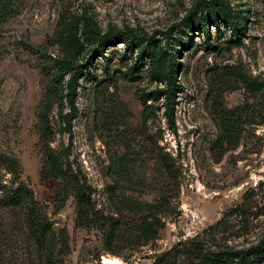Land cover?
Segmentation results:
<instances>
[{
  "label": "rangeland",
  "instance_id": "1",
  "mask_svg": "<svg viewBox=\"0 0 264 264\" xmlns=\"http://www.w3.org/2000/svg\"><path fill=\"white\" fill-rule=\"evenodd\" d=\"M127 28L149 37L97 43ZM63 58L75 69L59 73ZM0 182V264H44L26 201L6 204L17 186L66 237L55 264H264V0H12L0 10Z\"/></svg>",
  "mask_w": 264,
  "mask_h": 264
},
{
  "label": "trees",
  "instance_id": "2",
  "mask_svg": "<svg viewBox=\"0 0 264 264\" xmlns=\"http://www.w3.org/2000/svg\"><path fill=\"white\" fill-rule=\"evenodd\" d=\"M226 3V0H222ZM12 0H0V10H3L5 13L6 10L10 7ZM235 15H233L234 17ZM236 18V17H235ZM236 24H239V21L237 19L234 20ZM214 24L218 25V21L214 19ZM234 24V23H233ZM201 32L204 33V36L206 38H209V27L207 24H202ZM233 29V27H231ZM96 40L98 44H102L104 41H110V42H117L120 38H122V35H126V38L128 39V43L132 40H143L148 38L149 36L146 35L144 32H139L136 29L133 28H127V29H121V30H115V31H108L106 33H100L99 31H96ZM169 35V34H168ZM98 45L97 47H99ZM146 49H148V46H145ZM98 49V48H97ZM55 65L57 66V69L59 73L63 74L65 72L71 71L75 69V64L70 58H63L58 59L55 62ZM67 92L66 97L69 105L68 112L64 115L65 125L67 130L69 131L71 128V123L73 118L76 115L77 107H76V79L75 75L72 74L71 79L68 81L67 86ZM146 97L143 98V102H146ZM49 105V89H46L42 99L39 103V111H38V119L40 123V142L41 144L46 145V147H49V143L51 141L50 137V128L48 127V119H47V106ZM167 122L169 126L172 129H175V115L172 109V106L168 107L167 110ZM161 159V163L166 170L167 174L170 176V178L174 179L176 178L175 170L173 168L172 160L164 156ZM46 162H48L49 166H51V169L54 171L60 170V165L58 163L57 157L53 153L51 149L46 150ZM76 181V180H75ZM74 181V183H75ZM3 186L0 182V187ZM74 196L76 198V201L79 205L80 213L84 216L88 217V207L87 202L88 198L86 196V193L82 189L81 184H78L76 181L74 185ZM6 204L10 205H18L22 203L23 201H26L27 208L25 213V220H26V227L28 230V233L30 234L31 238L34 241V244L36 246V250L39 253V255L42 257L44 264H55L54 255L55 254H63L68 252V243L66 240V237L64 236L62 238V231L61 230H55L51 223L42 215L40 209L38 208V203L34 199L32 195V191L29 188H26L25 186H17L14 188L11 193L6 195ZM142 232L145 236L154 235L156 231L152 229V226L150 225V222L144 227H142ZM56 244H59L58 248H56ZM264 245V238L260 240V242L256 245L257 248ZM186 253L192 257V258H200L205 259L207 258L206 253H204L203 249L198 247H187Z\"/></svg>",
  "mask_w": 264,
  "mask_h": 264
},
{
  "label": "bare ground",
  "instance_id": "3",
  "mask_svg": "<svg viewBox=\"0 0 264 264\" xmlns=\"http://www.w3.org/2000/svg\"><path fill=\"white\" fill-rule=\"evenodd\" d=\"M104 264H119L118 259L116 258H105L103 259Z\"/></svg>",
  "mask_w": 264,
  "mask_h": 264
}]
</instances>
